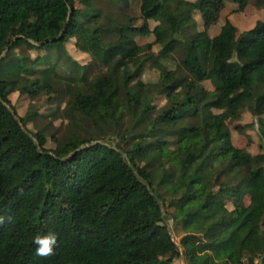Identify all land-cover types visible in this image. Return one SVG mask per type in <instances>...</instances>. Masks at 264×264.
Instances as JSON below:
<instances>
[{"label": "trees", "instance_id": "obj_1", "mask_svg": "<svg viewBox=\"0 0 264 264\" xmlns=\"http://www.w3.org/2000/svg\"><path fill=\"white\" fill-rule=\"evenodd\" d=\"M180 1L0 0V264H264V22L226 20L208 57ZM250 3L205 5V30ZM245 111L251 157L228 126Z\"/></svg>", "mask_w": 264, "mask_h": 264}, {"label": "rangeland", "instance_id": "obj_2", "mask_svg": "<svg viewBox=\"0 0 264 264\" xmlns=\"http://www.w3.org/2000/svg\"><path fill=\"white\" fill-rule=\"evenodd\" d=\"M188 1V0H186ZM190 1V0H189ZM193 1L192 3L197 5V9L195 10V29L198 33V35L201 38L203 47H204V51L205 54L209 57H211V52H210V44H211V40L212 38L217 35L222 27V25L225 23L226 20H229L231 23H233L240 32H246L249 30H252L253 28L256 27V25L259 22H264V10H257L255 8V0H251V3L249 4V7L247 8V10L245 11V13H233L232 9L230 8H226L223 12H222V17L220 22L212 27L210 30L206 31L204 28V23L203 20L200 16V10L205 6V5H213L215 0H191ZM192 3L189 2H183L182 0L180 1V8L184 9V10H188L192 7ZM138 8L137 6H135L133 8L132 11V15H137L138 13ZM86 12L83 11L79 22L85 26H90L91 27V23L87 20L86 16H85ZM105 22L111 26L110 22H107V19H104ZM109 20V19H108ZM143 23L142 22H136L135 25L136 26H141ZM154 26V24L152 23V27ZM152 39H138L137 42H132V43H128L127 44V50L125 52L124 55H129L132 52L135 51V46L137 44H141V45H146L148 43H150ZM69 51L71 52V54L73 55L74 58L78 59V60H82L83 61V57L79 54V52L75 49L74 46H70L69 47ZM156 51V50H155ZM17 55L23 56V55H29L31 57H35L37 55V52L35 51H31L28 49H24V50H20L19 52H17ZM144 80L147 82H151L154 81L156 79V73L150 69H148L145 74H144ZM206 87L208 89H212V85L210 83H206L205 84ZM43 100H40L38 102H35V106L36 107H40L41 103ZM27 109V105L25 106V110ZM41 110H44V108H41ZM256 122V119L253 117V115L248 112L245 111L242 114V117L238 120V121H232L228 123L229 129L231 130L232 133V137H233V141L236 144V146L238 148H240L243 153L244 156L246 157H251L253 155H255L258 152V148H259V144H260V136L258 133V129L257 126L254 127H249L252 126L253 123ZM241 126L245 128V131L243 134L239 133L237 131V127ZM67 127L62 126L60 128L59 131V135L62 136L63 134H65L67 132ZM119 135L116 134V142H117V146L119 148L124 149L125 151L131 152L133 150V142L132 141H127V142H121L119 141ZM175 241L178 242L177 239H175ZM181 264H185V260L182 262Z\"/></svg>", "mask_w": 264, "mask_h": 264}, {"label": "clouds", "instance_id": "obj_3", "mask_svg": "<svg viewBox=\"0 0 264 264\" xmlns=\"http://www.w3.org/2000/svg\"><path fill=\"white\" fill-rule=\"evenodd\" d=\"M11 222L12 217H5L0 215V225H3L5 221ZM34 242L38 246L36 248L35 254L40 257H50L55 254V248L58 243V234L52 231H49L46 234L43 235H36L34 237ZM257 264H259V261H257Z\"/></svg>", "mask_w": 264, "mask_h": 264}, {"label": "water", "instance_id": "obj_4", "mask_svg": "<svg viewBox=\"0 0 264 264\" xmlns=\"http://www.w3.org/2000/svg\"><path fill=\"white\" fill-rule=\"evenodd\" d=\"M23 131H24L25 134H27L30 138L34 139L33 136L30 134V132H29L27 129H25L24 127H23ZM121 153H123V154L125 155V153H124L123 151H121ZM155 198L157 199L158 203L161 204V200H160L157 196H155ZM162 208L164 209L163 206H162ZM183 261H184V258H183Z\"/></svg>", "mask_w": 264, "mask_h": 264}, {"label": "crops", "instance_id": "obj_5", "mask_svg": "<svg viewBox=\"0 0 264 264\" xmlns=\"http://www.w3.org/2000/svg\"><path fill=\"white\" fill-rule=\"evenodd\" d=\"M182 1H183V2H189V3H192V2H193V1H191V0H190V1H189V0H188V1H186V0H182ZM192 4H193V3H192ZM220 31H221V29H220ZM220 31H219V33H220ZM219 33H218V34H219ZM218 34H217V35H218ZM217 35H215V36H217ZM215 36H214V37H215ZM214 37H213V38H214ZM213 38H212V39H213Z\"/></svg>", "mask_w": 264, "mask_h": 264}]
</instances>
